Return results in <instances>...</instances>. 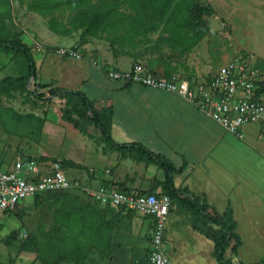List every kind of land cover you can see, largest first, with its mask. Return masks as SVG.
Instances as JSON below:
<instances>
[{
    "label": "crops",
    "instance_id": "crops-1",
    "mask_svg": "<svg viewBox=\"0 0 264 264\" xmlns=\"http://www.w3.org/2000/svg\"><path fill=\"white\" fill-rule=\"evenodd\" d=\"M7 2L0 0V6ZM259 28L264 32V25ZM257 55V66L264 73V51L257 48ZM98 61L110 67H94L86 61L72 62L67 76L62 74L65 80L62 88L59 74L52 70L53 66H62L66 59L44 54L40 59L41 68L35 63L38 69L36 80L55 88L81 92L93 103L96 111L110 110L109 132L116 144L140 145L171 163L179 170L173 175V185L181 191V198L197 199L207 206L210 214L223 216L227 211L231 212L238 242L232 240L229 243L223 260L228 264H261L264 253V131L256 125H247L242 129L243 138L237 139L225 133L184 97L107 79L106 68L129 70L134 64L128 58L115 60L102 55ZM47 64L52 68L51 75L47 71L45 76L48 78L42 81V66ZM155 69L163 74L171 70L164 64ZM194 70L199 68L195 66ZM211 75L212 72L202 75L198 71L196 77L191 78L204 81ZM54 102L53 106L58 105ZM60 106H56L57 112L49 109L46 116L37 111L17 112L14 108H0V163L3 169H8L18 156L65 161L71 163L67 166L68 171L80 173L73 180L79 181L87 190L112 185L139 193L163 192L160 184L165 181V173L162 169L137 161L127 152L106 149L100 142L98 129L82 124V127H76L64 121L60 116ZM66 141L70 142L69 146L79 148L80 158L85 155L86 159L94 162V166L88 167L84 160L77 163L57 157V151ZM90 170L98 171V175L90 176ZM94 204L95 210L105 215L110 223L105 227H111L105 229L109 238L107 256L105 259L97 258V264H148L152 220ZM197 220L201 219L188 208L172 202L163 245L173 244L174 254L169 259L174 264H186L179 259L183 253L182 246L173 240L186 222L212 244L207 252L208 263L220 264L214 251L215 239L222 234L221 229L203 220L202 228H199Z\"/></svg>",
    "mask_w": 264,
    "mask_h": 264
},
{
    "label": "rangeland",
    "instance_id": "rangeland-1",
    "mask_svg": "<svg viewBox=\"0 0 264 264\" xmlns=\"http://www.w3.org/2000/svg\"><path fill=\"white\" fill-rule=\"evenodd\" d=\"M39 1L8 0L1 4L0 39H12L17 35L31 49L35 63L40 68V59L44 54L66 59L62 66H53L52 70L54 74H59L57 76L62 88L65 86L62 74L67 76L71 63L76 60L57 55L59 48L82 50L86 55L96 58L95 60H99L102 55L115 60L124 57L133 64H141L152 71H157L155 67L164 64L171 69L164 73H176L186 78L196 77L198 71L202 75L213 73L222 64L242 56L251 57L257 62V48L264 51V32L259 28L264 25V0H170L169 8L176 2L188 6L191 19L182 25L185 33L193 37L198 33H205L189 50L173 49L165 42L168 40L167 24L161 21L155 23L156 31L147 32L146 36L127 30L117 34L101 33L96 37L84 34L83 30L67 33L66 30L70 28L68 24L77 13L85 10L92 13L101 4L91 0V6L79 9H68L63 5L55 10L46 7L45 14L41 15L29 8L32 2ZM109 2L119 11L132 14L122 0ZM51 20L59 27V32L49 29ZM130 22L127 18L123 24L117 22L116 27L122 28ZM114 49L116 52H113ZM1 51L0 65H3V61L6 62L0 68V81L26 76L25 57ZM46 60L52 62L50 59ZM99 65L110 67L104 62ZM195 66L199 68L198 71L194 70ZM46 67L42 66V81L47 80V71L51 75L52 68L48 64ZM38 81L35 82L37 86L48 84ZM25 82L26 86L22 90L16 85L11 88L10 93L0 90V108H14L17 112L37 111L46 116L49 109H56L57 112L56 106L61 105V118L76 127H82L77 115L80 108L76 106L77 110H74L75 104L78 105L76 100L40 101L28 87L27 83L31 80L27 78ZM34 91L48 97V90L34 87ZM54 101L58 105L53 106ZM69 145L70 142L66 141L56 156L77 163L78 160H84L88 167L94 166V162L90 158L86 159L85 155L83 159L80 158L79 148ZM63 168L70 180L80 174L70 169L68 171V167ZM197 223L202 228L201 220ZM108 225L110 223L106 216L95 210V204L84 187L45 197L35 205L29 199L16 213L0 215V264H97V258L105 259L107 256L109 238L105 229L111 228L105 227ZM173 240L182 246L183 253L179 257L181 261L186 264H209L207 252L212 244L204 235L193 230L189 222L183 223ZM171 248L173 244L164 246L168 258L174 254ZM170 261L173 263L171 258Z\"/></svg>",
    "mask_w": 264,
    "mask_h": 264
},
{
    "label": "built area",
    "instance_id": "built-area-1",
    "mask_svg": "<svg viewBox=\"0 0 264 264\" xmlns=\"http://www.w3.org/2000/svg\"><path fill=\"white\" fill-rule=\"evenodd\" d=\"M56 54L99 66L97 60L81 50L59 48ZM105 74L107 79L122 84L140 85L184 97L225 133L237 139L243 138L242 129L247 125H256L264 131V73L255 68L251 57L242 56L222 64L204 81L187 79L176 73L165 75L138 63L127 71L106 68ZM88 174L95 177L98 171L90 170ZM81 187L79 181L67 178L59 161L18 156L8 169H3L0 163V215L16 213L29 199ZM88 196L94 203L151 219L153 230L148 246V264H173L163 245L172 205L167 195L101 185L88 190ZM261 264H264V253Z\"/></svg>",
    "mask_w": 264,
    "mask_h": 264
},
{
    "label": "trees",
    "instance_id": "trees-1",
    "mask_svg": "<svg viewBox=\"0 0 264 264\" xmlns=\"http://www.w3.org/2000/svg\"><path fill=\"white\" fill-rule=\"evenodd\" d=\"M101 4V7L95 9L94 12L82 11L75 15L70 21L67 33L83 30L84 34L96 37L101 33H118L119 31L127 30L141 36H146L147 32H155L157 27L156 22H164L167 24L166 33L168 40L165 42L173 49L189 50L193 48L204 36L203 33H198L195 37L188 35L183 30L184 23L189 22L191 17L188 14L187 4L176 2L169 8L170 0H122L123 4L127 5L126 8L132 14H125L118 10L109 0H96ZM66 6L68 9H79L91 6V0H40L39 2H32L29 5L30 10L36 11L41 15L45 14L46 7L49 10L58 9L59 6ZM129 18L131 22L122 28L116 27V23L123 24ZM119 19V21L117 20ZM49 29L59 32V27L54 24V21H49ZM0 49L5 53H12L14 56L23 55L26 61L27 74L24 77L16 79L5 78L0 81V90L10 93L11 88L16 85L21 90L26 86L25 79L31 80L28 82V87L31 89L32 94L37 96L40 101H49L50 99H71L76 100L79 107L77 115L79 116L80 123L84 126H92L98 129L101 133V140L108 150H120L127 152L131 157L137 161L145 162L146 164H153L162 169L165 173V181L160 184L162 194L167 195L171 202L177 203L180 206L188 208L193 215L198 216L204 222H208L221 229L222 234L215 239L214 255L220 264H228L223 260V253L232 240L238 242V238L234 233L235 223L232 220L231 212L227 211L225 215L219 216L207 212V206L201 204L197 199L181 198V191L176 190L173 185V175L178 173L171 163L159 155L151 153L140 145L135 144H116L109 132V124L111 120V111L102 110L96 111L93 103L88 100L79 91H68L55 88L52 85L41 84L36 85V67L31 49L21 41V39L14 35L12 39H0ZM78 50V49H75ZM113 52H116L114 49ZM255 68L259 69L257 62H254ZM170 75L172 73H164ZM191 78V77H188ZM34 87L43 90H48V97L36 94ZM76 123V122H73ZM62 167L69 166V162L60 161ZM75 166V165H74ZM80 168V167H79ZM63 192L49 193L33 200L34 205L37 201L43 200L45 197H52L59 195ZM200 231H202L200 229ZM204 233L207 237H212L209 233Z\"/></svg>",
    "mask_w": 264,
    "mask_h": 264
}]
</instances>
